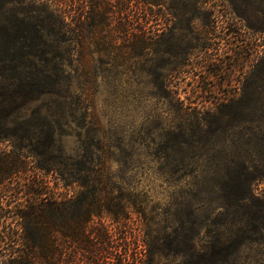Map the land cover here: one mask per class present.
I'll use <instances>...</instances> for the list:
<instances>
[{
  "label": "trees",
  "instance_id": "16d2710c",
  "mask_svg": "<svg viewBox=\"0 0 264 264\" xmlns=\"http://www.w3.org/2000/svg\"><path fill=\"white\" fill-rule=\"evenodd\" d=\"M168 1L0 0V142L9 143L0 152V264H79V253L91 264L107 254L106 264L132 257L125 250L114 261L105 226L97 228L95 220L109 216L120 223L132 213L146 215L145 197L125 176L100 169L102 145L90 137L87 116L77 117L84 103L73 85H95L104 72L128 71L151 53L175 54L159 46L165 29L153 28L177 17ZM247 2L264 19V0ZM157 85L168 88L165 80ZM216 107L198 112L197 135L185 138L176 130L167 136L172 153L166 159L181 161L184 151L200 144L208 153L196 157H210V166L181 175L194 181L174 197L165 232L156 234L150 252L178 257V264H264V195L256 193L264 183V89ZM74 127L80 155L63 144ZM220 130L241 131L230 141L242 150L219 149L210 135ZM51 174L54 186L47 181ZM200 213L206 217L199 219Z\"/></svg>",
  "mask_w": 264,
  "mask_h": 264
},
{
  "label": "rangeland",
  "instance_id": "374dc122",
  "mask_svg": "<svg viewBox=\"0 0 264 264\" xmlns=\"http://www.w3.org/2000/svg\"><path fill=\"white\" fill-rule=\"evenodd\" d=\"M167 6L177 17H171L167 27L160 22L153 28L165 29L159 46L169 52L174 48L175 54L151 53L135 60L128 71L102 72L103 78L95 85L84 87L78 80L73 85L75 95L84 103L77 117L87 116L90 137L95 136L102 145L99 152L93 150L104 162L100 169L118 178L125 176L145 197L146 215L132 213L120 223L109 216L95 220L97 228L105 226L107 234L101 231L108 237L114 261H121L125 250L132 254L123 264L136 263L133 258L137 257L142 258L141 264L180 262V258L166 254L153 256L151 246L156 245V234L165 232L167 212L175 208L174 197L186 192L194 181L192 176L181 175L209 168L210 157L197 159L208 149L196 144L184 151L181 161L166 159L164 154L172 153L166 143L168 134L178 130L181 134L177 135L191 138L197 135L194 130L202 128L198 112H213L218 102L237 101L245 92L264 89V19L255 16L247 0H169ZM162 80L167 89L157 87ZM209 126H204L205 132ZM74 128L72 135L63 138V144L67 153L80 155L83 149L79 131ZM215 133L210 137L216 138L219 149L242 150V144L230 141H238L241 131ZM8 149V142H0L1 153ZM178 167L181 172L176 173ZM54 176L47 177L50 186L55 184ZM256 193L264 195V183L256 187ZM6 202L3 206L7 208ZM205 217L200 213L199 219ZM81 256H76L77 263L91 264L88 254ZM106 257H101L99 264H106ZM79 258L83 262H78Z\"/></svg>",
  "mask_w": 264,
  "mask_h": 264
}]
</instances>
